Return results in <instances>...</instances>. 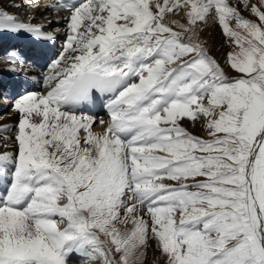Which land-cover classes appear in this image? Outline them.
I'll use <instances>...</instances> for the list:
<instances>
[{"label":"snow or ice","instance_id":"1","mask_svg":"<svg viewBox=\"0 0 264 264\" xmlns=\"http://www.w3.org/2000/svg\"><path fill=\"white\" fill-rule=\"evenodd\" d=\"M61 23L0 125V264H264V0H0V37Z\"/></svg>","mask_w":264,"mask_h":264},{"label":"bare ground","instance_id":"2","mask_svg":"<svg viewBox=\"0 0 264 264\" xmlns=\"http://www.w3.org/2000/svg\"><path fill=\"white\" fill-rule=\"evenodd\" d=\"M9 11L14 12L15 9H9ZM56 15L64 16L67 15L66 12H60L57 14L52 15V19H56ZM180 17H174V19H179ZM203 28V31L201 33V37L203 40L207 42V47L209 48L210 41H214L216 43H219L221 41V34L220 29L218 26L214 25L213 19L211 22H209L207 25H201ZM60 32H59V38L55 42V47H51L50 45L48 47H45L41 44H38L30 39L19 37V38H13L11 36H2L0 37V42L8 41V43L12 46H15V48H18L24 56L27 58L29 63H35L37 67H35L32 71L34 75L24 77V76H15L11 73H8L6 71H3V69H6L8 65V61L3 59L6 52L4 49L0 51L2 53V61L0 62V84H2L4 87L2 94L7 93L9 94V99H4L0 102V104L5 103L9 107V112L6 115H2L1 113L5 110V107H2L0 110V125H11L15 123L16 117L10 115V109H11V97L15 96L17 94H23L26 91H34V92H42L44 90V85L42 81L39 80V75L41 73L40 66L44 65V69L47 66L48 62V53L49 50L51 52H55L57 48H59L62 40L64 39V25L61 23L59 25ZM2 45V44H1ZM11 47V46H10ZM10 50V49H9ZM92 113L97 116L98 118L108 119L106 111L102 107H97L96 109L92 110ZM98 122V121H97ZM94 132H102L103 128L95 129L93 128ZM83 135V133H81ZM12 149V144L9 143L8 149ZM5 149H0V151H3ZM0 192H2V185H0ZM73 264H81L80 259L74 258Z\"/></svg>","mask_w":264,"mask_h":264},{"label":"rangeland","instance_id":"3","mask_svg":"<svg viewBox=\"0 0 264 264\" xmlns=\"http://www.w3.org/2000/svg\"><path fill=\"white\" fill-rule=\"evenodd\" d=\"M21 15H23V14H21ZM182 15V14H181ZM244 15H248L247 13H244ZM177 17H179V16H177ZM249 18H251V17H249ZM212 17H210L209 19H208V21H207V24L209 23V22H211L212 21ZM207 24H205V25H207ZM204 25V26H205ZM220 34H221V31H220ZM221 36H222V34H221ZM222 39H221V41L219 42V43H216V42H214V41H210V45H209V53L214 57V58H216L222 65L224 64V57H225V54H226V52L229 50L228 49V47L225 45V42H224V38L223 37H221ZM11 46V47H10ZM13 47H15V46H12V45H10L9 43H8V41H4L3 43H2V45L0 46V51L1 50H5V51H7V50H9V49H11V48H13ZM2 53H0V62L2 61ZM228 71V74L231 76V75H233L234 73H232L230 70H227ZM0 77H1V73H0ZM4 87L5 86H3L2 84H0V94H2V92H3V89H4ZM3 98H2V95H0V102L1 101H3L2 100ZM5 106H7L6 108H5V110L1 113L2 115H6L8 112H9V107H8V105H6L5 103H3V104H0V110L2 109V107H5ZM185 127L187 128V130L188 131H190L191 133H193L194 135H197V136H201V137H205L206 136V133H205V131L203 130V128H202V126H201V124L200 123H196L195 125H193L191 122H188V121H186L185 122ZM93 128H95V129H100V128H102L100 125H99V123L97 122L94 126H93ZM152 257H153V253H151V252H149V258H150V260L152 259Z\"/></svg>","mask_w":264,"mask_h":264}]
</instances>
